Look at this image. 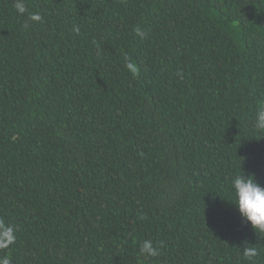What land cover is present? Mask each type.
I'll return each mask as SVG.
<instances>
[{
	"label": "trees",
	"instance_id": "16d2710c",
	"mask_svg": "<svg viewBox=\"0 0 264 264\" xmlns=\"http://www.w3.org/2000/svg\"><path fill=\"white\" fill-rule=\"evenodd\" d=\"M15 2L0 0V219L17 240L0 257L264 264L231 189L240 171L264 187V0Z\"/></svg>",
	"mask_w": 264,
	"mask_h": 264
},
{
	"label": "clouds",
	"instance_id": "9594fccd",
	"mask_svg": "<svg viewBox=\"0 0 264 264\" xmlns=\"http://www.w3.org/2000/svg\"><path fill=\"white\" fill-rule=\"evenodd\" d=\"M14 8L19 15L25 14L27 11L24 0H16ZM39 14H29L31 22H40ZM74 32L79 33L80 29L74 27ZM137 36L143 37L144 32L136 30ZM254 127L258 131H264V106L257 109L255 113ZM231 189L233 194L232 204L240 218L246 222L251 230L256 234H264V187H261L254 176H247L240 171L231 181ZM17 240L16 229L13 225L6 223L0 219V250L8 249ZM246 245V246H244ZM140 254L146 258H155L159 255V249L151 240H145L140 246ZM242 254L248 260L257 257L258 250L255 245L243 243ZM0 264H11L7 256L0 257Z\"/></svg>",
	"mask_w": 264,
	"mask_h": 264
}]
</instances>
